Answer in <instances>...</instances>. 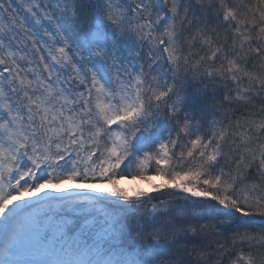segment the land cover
Returning <instances> with one entry per match:
<instances>
[{
    "label": "snow or ice",
    "instance_id": "snow-or-ice-1",
    "mask_svg": "<svg viewBox=\"0 0 264 264\" xmlns=\"http://www.w3.org/2000/svg\"><path fill=\"white\" fill-rule=\"evenodd\" d=\"M0 264H264V0H0Z\"/></svg>",
    "mask_w": 264,
    "mask_h": 264
},
{
    "label": "rangeland",
    "instance_id": "rangeland-1",
    "mask_svg": "<svg viewBox=\"0 0 264 264\" xmlns=\"http://www.w3.org/2000/svg\"><path fill=\"white\" fill-rule=\"evenodd\" d=\"M154 179L156 180V182H158L159 178H154ZM133 184H134V186H131L129 189H133L136 187L147 189L150 186L148 181H140V180H135V181L133 180ZM120 185L122 187H126L121 183V181H120ZM103 187H108V185H104ZM126 188H128V187H126Z\"/></svg>",
    "mask_w": 264,
    "mask_h": 264
},
{
    "label": "bare ground",
    "instance_id": "bare-ground-1",
    "mask_svg": "<svg viewBox=\"0 0 264 264\" xmlns=\"http://www.w3.org/2000/svg\"><path fill=\"white\" fill-rule=\"evenodd\" d=\"M121 183H122L124 186L128 187V188H130L131 186H134V184H133V180H131L130 178H123V179L121 180ZM102 186H104V185H102Z\"/></svg>",
    "mask_w": 264,
    "mask_h": 264
}]
</instances>
